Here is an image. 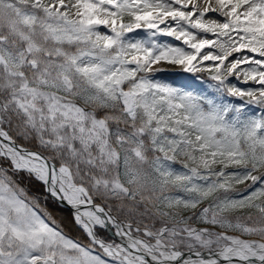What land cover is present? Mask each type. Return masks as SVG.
<instances>
[{
  "label": "snow or ice",
  "instance_id": "6c2138e0",
  "mask_svg": "<svg viewBox=\"0 0 264 264\" xmlns=\"http://www.w3.org/2000/svg\"><path fill=\"white\" fill-rule=\"evenodd\" d=\"M0 264H264V0H0Z\"/></svg>",
  "mask_w": 264,
  "mask_h": 264
},
{
  "label": "rangeland",
  "instance_id": "374dc122",
  "mask_svg": "<svg viewBox=\"0 0 264 264\" xmlns=\"http://www.w3.org/2000/svg\"><path fill=\"white\" fill-rule=\"evenodd\" d=\"M169 79H178V78H176V77H168Z\"/></svg>",
  "mask_w": 264,
  "mask_h": 264
}]
</instances>
